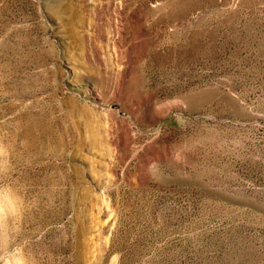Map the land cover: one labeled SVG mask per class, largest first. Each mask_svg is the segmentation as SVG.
I'll return each mask as SVG.
<instances>
[{
    "label": "rangeland",
    "instance_id": "obj_1",
    "mask_svg": "<svg viewBox=\"0 0 264 264\" xmlns=\"http://www.w3.org/2000/svg\"><path fill=\"white\" fill-rule=\"evenodd\" d=\"M0 261L264 264V0H0Z\"/></svg>",
    "mask_w": 264,
    "mask_h": 264
},
{
    "label": "clouds",
    "instance_id": "obj_2",
    "mask_svg": "<svg viewBox=\"0 0 264 264\" xmlns=\"http://www.w3.org/2000/svg\"><path fill=\"white\" fill-rule=\"evenodd\" d=\"M11 169L10 154L6 145L0 141V246L4 243L5 225L10 218H16L26 211L23 196L10 184L2 182ZM5 264V261H0ZM6 264H38L34 257L25 255L23 251L12 252Z\"/></svg>",
    "mask_w": 264,
    "mask_h": 264
}]
</instances>
